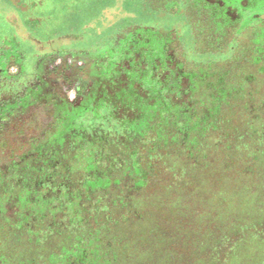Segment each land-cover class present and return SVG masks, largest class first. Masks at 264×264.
Masks as SVG:
<instances>
[{
  "label": "trees",
  "instance_id": "obj_1",
  "mask_svg": "<svg viewBox=\"0 0 264 264\" xmlns=\"http://www.w3.org/2000/svg\"><path fill=\"white\" fill-rule=\"evenodd\" d=\"M160 1L164 5L168 0ZM175 1L169 0L172 3V12L176 11ZM180 1L185 2L186 12L199 23L198 29H192L196 42L197 31L205 35L215 34L219 42L235 28L237 34L251 30L259 34V39H264V19L257 17L262 13L258 14L255 10L259 6L264 9V1L247 5L245 0ZM247 9L250 13L245 16L243 12ZM202 16L204 19L200 18ZM142 31H147L152 36L151 43L145 46L146 60L143 61L140 45H137L133 52L128 46L112 49L114 34L108 43L99 45L100 48L104 46V49L101 50L98 62H105L106 69L101 71L102 82L98 93L87 109L71 111L65 107L52 108L45 106L43 102L32 108L25 101L5 103L0 99V154L15 165L6 176L0 171V183L2 184V179L5 181L6 177L8 178L5 182L13 184L17 179H24V175L28 181L40 176L46 180L42 187H48L50 183L61 180L63 174L76 176L82 190L78 201L82 200V204L86 205L85 211L78 207V212L63 205L59 214L56 215L50 210L46 217H43L46 208L41 205L39 212L30 214L26 219L20 218L11 222L2 206L7 198L0 197V264H85L71 259L82 247L89 249L88 252H96L100 260L104 256L105 264H137L136 258L128 261V253L131 249L135 253L139 247H144L143 239L147 242L148 239L155 240V244L161 240L160 245L157 243L151 248L156 249L162 256L174 253L176 249L173 242H180L176 240L172 229L186 220L181 221L178 217L170 219V216L161 211L157 220L159 226L155 231L148 232L143 228L122 230L121 227L127 222L134 221L137 224L141 221L138 220L141 219L138 215L142 207L129 208L128 197H137V203L141 206L144 199L142 197L145 195L162 193V197H165L168 191L170 194L174 192L182 195V200L190 204L191 193L198 192L200 196L205 193L207 187L209 190L211 188L209 181L205 180L206 184L201 183L204 177L195 176L197 166L190 162L195 161L198 149L208 153L212 148L222 146L229 151L231 142L236 141L237 134L240 135L247 124L253 128L255 121L260 120L261 128L264 129V117L255 115L247 118L245 122L236 118L234 123L230 121L234 118L226 119L222 115L217 121L215 118H208L203 124L197 125L191 123L192 117L179 119L180 110L185 108L189 109L191 114H202L205 113L206 105L214 103L215 99L206 92L204 101L198 99L196 94L199 92L194 93V87L187 100L174 102V97L182 95L180 82L184 74L177 68L167 69L161 61V58H164V50L160 39L167 36L165 37V33H159L154 27H145ZM213 45L214 49L222 47L218 43ZM194 50L198 51V48L194 47ZM137 54L140 55L139 58L134 59ZM191 71L186 70L191 73L192 78L194 74ZM234 77L242 87L241 84L245 80ZM196 83L195 81V86ZM224 94L223 97L233 99L228 93ZM195 99L199 101L194 104ZM263 100L264 98L261 101ZM226 101L224 99V102ZM11 106L15 108H10ZM13 109H16V112ZM148 110L171 119L166 132L161 131L158 126L155 128L154 124L151 128L147 127L148 118L145 114ZM128 113L136 114L135 127L127 121ZM163 120L161 118L159 121L162 125ZM227 122L230 123L229 126ZM36 135L39 136V141H35ZM127 136L132 148L123 140ZM214 139L216 142L212 144ZM28 147L32 150L28 157H25ZM133 147L137 149L134 150ZM119 155L127 160V165L113 164ZM183 155L187 158L182 159L185 162L179 167L177 164ZM202 156L206 160L209 157L204 154ZM136 157H140L141 162L135 160ZM22 162L25 163L24 166ZM179 168L183 169V179L174 180L173 176ZM127 177L131 183L140 185L133 194L127 193L128 186L126 187L125 183L112 186ZM216 177L214 174L211 179L215 181ZM26 180L24 179L25 183ZM217 185H220L218 190L223 188L219 182ZM167 186L168 189L165 188ZM177 189L181 191L176 192ZM137 209L139 211L136 212ZM34 215L37 218H34ZM59 219L68 225L61 227L57 223ZM22 234L27 236L25 247L20 243ZM260 236L264 238V230ZM129 241H133V245L128 250L126 245ZM108 242L111 243L110 249L118 252V255L105 256L102 245Z\"/></svg>",
  "mask_w": 264,
  "mask_h": 264
},
{
  "label": "rangeland",
  "instance_id": "obj_2",
  "mask_svg": "<svg viewBox=\"0 0 264 264\" xmlns=\"http://www.w3.org/2000/svg\"><path fill=\"white\" fill-rule=\"evenodd\" d=\"M174 5L175 12L170 10L172 3L169 0L164 5L160 0H0V59L6 53V47L22 52L25 63H28L33 53H46L64 46L94 48L104 42L108 43L114 34L112 49L128 46L133 52L140 45L143 61L146 60L145 46L151 43L152 36L142 30L145 27H154L167 36V40L160 39L164 50L161 61L167 69L177 68L184 74L180 82L182 95L174 97V102L187 100L194 87V93L199 92L196 94L198 99L205 100L204 92L215 99L214 103L206 105L205 113L191 114L189 109L184 108L180 110L179 119L192 117L191 123L197 125L203 124L208 118H215L217 121L222 115L226 119L234 118L230 120L233 123L236 118L245 122L254 115L264 117V100L261 101L264 98V39H259V34L251 30L237 34L235 28L219 42L217 35H205L197 31L196 42L192 29H198V21L195 22L186 12L184 1L176 0ZM249 9L243 15L247 16ZM255 10L261 13L262 7ZM200 18L204 19V16ZM119 29L122 31H118ZM172 29L174 30L166 34ZM217 43L222 47L214 49L213 44ZM138 56L140 55L137 54L134 59L139 58ZM60 60L55 58L50 63L54 66ZM104 63L101 64L103 70L106 69ZM186 70H192L193 79ZM11 71L14 72L15 69L12 68ZM233 75L245 80L242 87ZM2 85L0 80V90ZM73 92L72 88L71 96ZM224 93H228L233 99L223 97ZM198 99L193 100V103L199 101ZM224 99H230L234 104L230 100L226 103ZM148 111L145 112L148 118L147 127L151 128L154 124L155 128L158 126L161 131L166 132L171 119L158 112ZM135 115L128 113L127 118L134 127ZM161 118L164 119L163 125L159 122ZM229 124L227 122V126ZM241 131L240 135L237 134L236 141L231 142L229 151L222 146L212 148L208 153L198 149L195 161L190 162L197 166L195 176L204 177L201 183L206 184L209 181L212 189L207 187L200 196L198 192L191 193L190 204L182 200V195L174 192L170 194L168 191L165 197H162V193L145 195L142 197L144 199L141 206L137 203V197H128L129 208L142 207L140 211L136 210L139 211L138 217L141 219L138 220L141 221L137 224L134 221L127 222L121 227L122 230L143 228L148 232L155 231L159 226L157 220L161 211L170 216V219L178 217L181 221L186 220L172 229L176 240L180 242H173L176 249L174 253L162 256L156 249L155 251L151 248L157 243L160 245L161 240L155 244V240L151 239H148L149 242L143 239L144 247H139L134 253L131 249L133 241H129L126 245L128 250L131 249L128 261L136 258L137 264H264V238L260 236L264 230V129L258 120L253 128L247 124ZM130 135L131 133L129 137ZM38 137L34 136L35 141H39ZM129 137L123 139L129 144L128 147L132 144ZM215 142V139L212 140V144ZM31 150V147L26 148L24 156L28 157ZM203 154L209 156L207 160ZM184 157L187 158L185 155L179 158L181 161L178 160V166L185 162L182 160ZM136 158L135 160L141 162L140 157ZM113 164L123 166L128 162L119 155ZM22 165L25 163L22 162ZM14 167V163L0 154V171L4 176ZM182 173L183 169L179 168L173 176L174 180L183 179ZM205 174L209 176L208 180ZM214 174L217 175L215 181L211 179ZM24 179H17L13 184L2 179V184L0 183V197L7 198L2 206L11 222L20 218L26 219L30 214L39 212L41 205L46 208L43 217L50 210L56 215L59 214L63 205L69 209L72 207L76 212L79 211L78 207L85 211L86 205L82 204V200L78 201L82 190L76 176L63 174L61 180L50 183L48 187H42L46 180L40 176L33 177L30 181L27 179L26 183ZM218 182L222 184L223 188L220 190L223 192L217 189L220 187ZM124 183L128 186L127 193L131 194L140 186L131 183L129 177L112 186L125 185ZM165 188L168 189V186ZM180 191L177 189L176 192ZM57 223L61 227L68 225L62 219ZM20 238L21 245L25 247L27 236L22 234ZM102 246L106 257L118 255V252L110 249V242ZM86 250L82 247L71 259L85 264H105L104 256L100 260L96 252Z\"/></svg>",
  "mask_w": 264,
  "mask_h": 264
},
{
  "label": "flooded vegetation",
  "instance_id": "obj_3",
  "mask_svg": "<svg viewBox=\"0 0 264 264\" xmlns=\"http://www.w3.org/2000/svg\"><path fill=\"white\" fill-rule=\"evenodd\" d=\"M262 1L264 0H245V4H258ZM261 13L257 17L264 19V9ZM102 49L104 46H64L46 53H33L30 62L25 63L22 52L6 47L7 51L0 59V80L3 84L0 99L5 103L25 101L32 108L43 102L45 106L52 108L65 107L71 111L87 109L96 98L102 82L103 69L98 62ZM55 58L61 60L52 66L50 61ZM12 68L15 69L14 72L11 71ZM72 88L74 92L71 96ZM16 108L19 109L17 106Z\"/></svg>",
  "mask_w": 264,
  "mask_h": 264
}]
</instances>
